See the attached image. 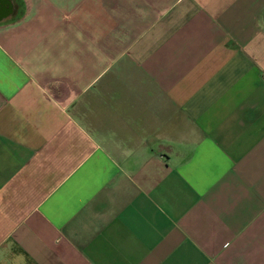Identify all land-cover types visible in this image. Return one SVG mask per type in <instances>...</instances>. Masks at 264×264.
<instances>
[{
	"label": "crops",
	"instance_id": "0c3cea01",
	"mask_svg": "<svg viewBox=\"0 0 264 264\" xmlns=\"http://www.w3.org/2000/svg\"><path fill=\"white\" fill-rule=\"evenodd\" d=\"M0 264H264V0H0Z\"/></svg>",
	"mask_w": 264,
	"mask_h": 264
}]
</instances>
